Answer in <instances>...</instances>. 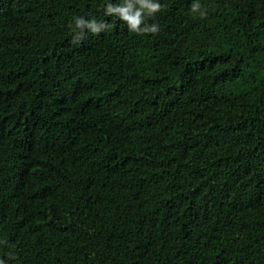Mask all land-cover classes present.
Here are the masks:
<instances>
[{"label":"trees","instance_id":"obj_1","mask_svg":"<svg viewBox=\"0 0 264 264\" xmlns=\"http://www.w3.org/2000/svg\"><path fill=\"white\" fill-rule=\"evenodd\" d=\"M153 2L0 0L2 264H264V0Z\"/></svg>","mask_w":264,"mask_h":264},{"label":"clouds","instance_id":"obj_2","mask_svg":"<svg viewBox=\"0 0 264 264\" xmlns=\"http://www.w3.org/2000/svg\"><path fill=\"white\" fill-rule=\"evenodd\" d=\"M136 5L138 7H134L132 3H126L125 6H117L113 7L112 5H108L106 9V15H115L119 17L122 21L126 22L130 31L135 32L137 34L141 33H157L159 28L157 25L152 26H144L141 25L144 22V16L152 15L155 12L159 11L161 5L159 3L153 2V0H136ZM199 5L193 6V11H195ZM76 29H80V33L77 34L75 39H80L83 35V30L87 29L92 34H98L102 30L108 27V25L104 23H98L95 20L93 21H85L83 18L77 19L75 22ZM2 264V262H0Z\"/></svg>","mask_w":264,"mask_h":264}]
</instances>
